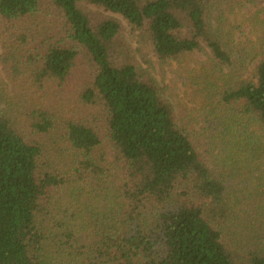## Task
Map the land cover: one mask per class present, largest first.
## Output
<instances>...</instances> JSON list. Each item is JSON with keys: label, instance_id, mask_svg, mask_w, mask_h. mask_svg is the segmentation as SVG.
Returning <instances> with one entry per match:
<instances>
[{"label": "trees", "instance_id": "1", "mask_svg": "<svg viewBox=\"0 0 264 264\" xmlns=\"http://www.w3.org/2000/svg\"><path fill=\"white\" fill-rule=\"evenodd\" d=\"M220 1L0 0V264H264V5L241 44ZM82 4L208 54L197 132Z\"/></svg>", "mask_w": 264, "mask_h": 264}, {"label": "rangeland", "instance_id": "2", "mask_svg": "<svg viewBox=\"0 0 264 264\" xmlns=\"http://www.w3.org/2000/svg\"><path fill=\"white\" fill-rule=\"evenodd\" d=\"M263 5L264 0H258L255 5L243 4L241 0H221L214 11L215 22L217 20L227 33H231L230 37L235 43L255 42L261 36L262 28L260 24L255 27L252 15ZM82 6L86 10L117 18L123 24L125 40L134 50L138 66L156 81L161 95L172 104L179 125L183 123L189 128L187 123H190L193 128L189 130L197 132L199 114L205 103V82L211 77L208 54H186L177 60L160 63L150 44L144 43L120 15L93 5ZM252 68L253 64L247 66L246 75L252 72ZM193 142L200 149L201 141L195 139Z\"/></svg>", "mask_w": 264, "mask_h": 264}]
</instances>
